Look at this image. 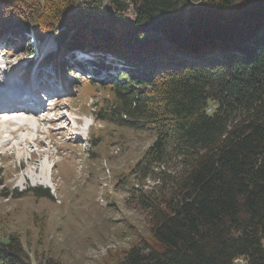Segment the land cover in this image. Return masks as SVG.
<instances>
[{
	"label": "trees",
	"instance_id": "1",
	"mask_svg": "<svg viewBox=\"0 0 264 264\" xmlns=\"http://www.w3.org/2000/svg\"><path fill=\"white\" fill-rule=\"evenodd\" d=\"M236 1L0 0V39L53 36L95 67L112 55L95 114L154 136L131 169H156L136 194L150 237L116 264H264V0ZM0 264L33 263L9 237Z\"/></svg>",
	"mask_w": 264,
	"mask_h": 264
},
{
	"label": "rangeland",
	"instance_id": "2",
	"mask_svg": "<svg viewBox=\"0 0 264 264\" xmlns=\"http://www.w3.org/2000/svg\"><path fill=\"white\" fill-rule=\"evenodd\" d=\"M239 4L238 0L234 7ZM52 37L42 42L30 35L23 41H1L0 88L34 85L38 90L46 89V70L53 71L38 66V62L56 52ZM71 55L64 57L65 65L73 68L71 75L66 72L63 79L50 84L64 94L43 106L45 120H38L37 125L31 122V126L39 127L37 133L32 128L9 135L4 130L7 125L3 128L0 124V143L8 137L13 142L27 136L36 139L20 147L15 143L20 150L18 157L9 145L0 148V239L16 237L33 264L49 256L61 264H116L131 245L150 237L148 218L136 194L157 190L153 178L156 169L145 178L132 174L131 169L154 136L149 131L97 119L92 107L111 98L112 77L107 74L112 76L116 71L102 72L100 81L74 63L82 59L80 55L74 59ZM58 84L63 85L62 90ZM75 114L84 123L93 117L91 137L84 141L73 139L74 124L68 118ZM47 119L54 127L51 130ZM174 164L168 161L169 171ZM42 166L43 174L35 170ZM36 191L48 192L49 196H39Z\"/></svg>",
	"mask_w": 264,
	"mask_h": 264
},
{
	"label": "bare ground",
	"instance_id": "3",
	"mask_svg": "<svg viewBox=\"0 0 264 264\" xmlns=\"http://www.w3.org/2000/svg\"><path fill=\"white\" fill-rule=\"evenodd\" d=\"M3 89V88H2ZM1 94H3V92L0 90V95ZM2 97H4V99H8L7 97H5V96H0V100H1V98ZM11 97L12 98H14V94H11ZM41 99V98H40ZM36 104H41L39 101H37L36 100ZM3 105H6V103H4ZM9 107H11V106H9ZM15 111V110H14ZM14 111H11V113H13ZM60 118L61 119H63L64 117L63 116H60ZM41 118H38V117H36V115H33V116H28V117H26L25 119H19V120H21L20 122L19 121H16V122H18L19 124H20V127L19 128H17L18 130H22V131H29L30 129H32V127L30 126L31 125V122L32 121H36V124L35 125H37V121L38 120H40ZM39 122V121H38ZM39 125V124H38ZM33 126V125H32ZM39 129V127H36V129H35V132L36 131H39L38 130ZM33 130V129H32ZM37 133V132H36ZM35 133V134H36ZM14 134V133H13ZM9 136V135H8ZM16 139V138H15ZM34 139V140H33ZM30 138V137H24V138H22V139H20V140H18V141H16V142H13L12 141V139H10L9 137L8 138H5L4 140L2 139V141H1V143H0V148H3L4 149V147L6 146V145H9V147L8 148H12V150L14 151V154L18 157L19 156V153H20V150L18 149V147H16V145H15V143L17 144V146H21L24 142H31L32 140L33 141H35L36 139L35 138ZM39 139V138H38ZM37 143H38V140H37ZM28 144V143H27ZM24 145V144H23ZM11 150V149H10ZM45 169V167L44 166H42V167H40V169L39 168H36L35 170L37 171H39V172H42V174H43V170ZM235 260H237V259H235Z\"/></svg>",
	"mask_w": 264,
	"mask_h": 264
},
{
	"label": "built area",
	"instance_id": "4",
	"mask_svg": "<svg viewBox=\"0 0 264 264\" xmlns=\"http://www.w3.org/2000/svg\"><path fill=\"white\" fill-rule=\"evenodd\" d=\"M234 263H239V264H241V263H242V259H241V258H237V260H234Z\"/></svg>",
	"mask_w": 264,
	"mask_h": 264
}]
</instances>
